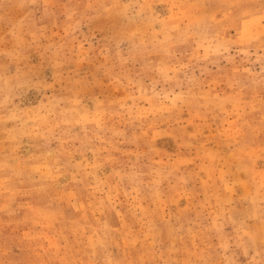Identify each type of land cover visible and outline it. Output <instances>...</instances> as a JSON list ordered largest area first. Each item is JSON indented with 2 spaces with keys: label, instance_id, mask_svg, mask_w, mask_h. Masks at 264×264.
I'll return each instance as SVG.
<instances>
[{
  "label": "rangeland",
  "instance_id": "1",
  "mask_svg": "<svg viewBox=\"0 0 264 264\" xmlns=\"http://www.w3.org/2000/svg\"><path fill=\"white\" fill-rule=\"evenodd\" d=\"M0 264H264V0H0Z\"/></svg>",
  "mask_w": 264,
  "mask_h": 264
}]
</instances>
